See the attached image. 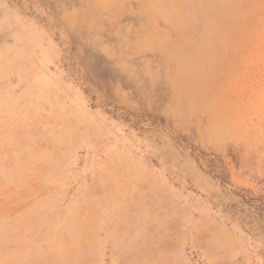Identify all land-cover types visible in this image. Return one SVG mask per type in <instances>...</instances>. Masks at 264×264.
Masks as SVG:
<instances>
[{"label":"rangeland","instance_id":"rangeland-1","mask_svg":"<svg viewBox=\"0 0 264 264\" xmlns=\"http://www.w3.org/2000/svg\"><path fill=\"white\" fill-rule=\"evenodd\" d=\"M3 57L0 264H264V0H0Z\"/></svg>","mask_w":264,"mask_h":264},{"label":"bare ground","instance_id":"bare-ground-1","mask_svg":"<svg viewBox=\"0 0 264 264\" xmlns=\"http://www.w3.org/2000/svg\"><path fill=\"white\" fill-rule=\"evenodd\" d=\"M213 1H214L215 3H219V4H222V5H226V3H227L228 0H213ZM39 49H41L40 52L42 53V56H46V55L44 54V52H43V48H42L41 46H40ZM32 63H33V62H32ZM44 63H46V61L41 62V63H40L41 66H43ZM0 64H1L0 66L3 68V67H5V66H7V64H8V60H6L5 57H3V58H2V62H1ZM13 65H14V64H13ZM44 71H45V70H44ZM45 75L47 76L48 79H51V77H49L48 73H45Z\"/></svg>","mask_w":264,"mask_h":264}]
</instances>
